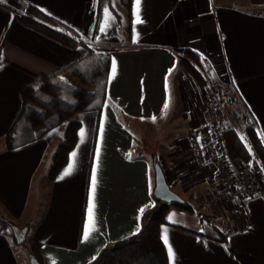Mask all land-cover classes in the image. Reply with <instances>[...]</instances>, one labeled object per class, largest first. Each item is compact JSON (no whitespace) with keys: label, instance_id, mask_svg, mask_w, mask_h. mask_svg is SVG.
<instances>
[{"label":"crops","instance_id":"0c3cea01","mask_svg":"<svg viewBox=\"0 0 264 264\" xmlns=\"http://www.w3.org/2000/svg\"><path fill=\"white\" fill-rule=\"evenodd\" d=\"M99 1L0 3V212L15 232L38 245L41 264H93L106 248L137 235L161 205L154 196L159 166L182 204L193 209L168 204L159 231L168 264H264V197L234 198L216 165L194 150L198 129L232 125L224 109L208 100V84L199 85L181 64L186 50L196 53L234 91L238 109L251 114L264 145V0H141L138 24L130 0V32L104 52L111 58L107 99L100 110L76 115L80 129L67 165L50 179L64 128L6 149L22 91L55 73L83 87L75 72L90 53L27 27L20 15L33 5L92 44ZM106 24L103 10L100 35L115 26ZM15 239L0 231V264H31L28 246Z\"/></svg>","mask_w":264,"mask_h":264},{"label":"trees","instance_id":"16d2710c","mask_svg":"<svg viewBox=\"0 0 264 264\" xmlns=\"http://www.w3.org/2000/svg\"><path fill=\"white\" fill-rule=\"evenodd\" d=\"M125 6L130 15V0L126 1ZM105 7L111 9L117 18L120 17L114 8L113 0H100L94 41L100 35L99 25ZM20 20L27 27L64 46L70 48L84 46L90 52L89 59L75 72L83 87H74L63 82L59 79V74L55 73L41 75L24 89L21 93V111L4 138L6 149L12 150L34 142L56 128H64L63 139L55 150L50 168V179H54L67 165L69 155L77 144L80 122L75 118L76 115L100 110L107 99L111 58L108 53L98 54L92 50L90 43L78 33L33 5H29L26 13L20 15ZM127 32H130L129 26ZM192 61L202 70L201 58L196 53L186 50L181 60L182 66L199 85L207 83L208 74L199 71L191 64ZM208 71L211 73L210 69ZM244 131L249 137L248 147L240 141L234 130H226L225 138L230 151L240 155L244 162L250 161L252 151L264 166V145L251 125H247ZM158 202L161 205L148 218V223L137 235L106 248L93 264H168L166 249L159 231L160 226L166 223V214L171 206L159 200ZM172 206L193 211L185 204ZM10 228H13L11 223L0 217V231L8 233ZM22 244L28 246L30 256L41 264L38 245L30 241L26 243V239Z\"/></svg>","mask_w":264,"mask_h":264},{"label":"built area","instance_id":"2783aa9c","mask_svg":"<svg viewBox=\"0 0 264 264\" xmlns=\"http://www.w3.org/2000/svg\"><path fill=\"white\" fill-rule=\"evenodd\" d=\"M216 90L215 101L208 100L228 110L236 107L237 96L223 81L214 82ZM216 102V103H215ZM246 117L253 118L245 110ZM226 129L220 124L202 127L192 137V146L201 157L209 158L217 167L219 175L224 180L229 193L236 199L264 197V166L257 160L253 152L248 162L234 153L228 147L225 138Z\"/></svg>","mask_w":264,"mask_h":264},{"label":"rangeland","instance_id":"374dc122","mask_svg":"<svg viewBox=\"0 0 264 264\" xmlns=\"http://www.w3.org/2000/svg\"><path fill=\"white\" fill-rule=\"evenodd\" d=\"M127 0H113V5L114 8L118 11V13L120 14V17L117 18L114 15L111 16V18H109V21H107L106 24V28H108L109 25H115L114 27L110 28L108 30L107 33H104L102 35H99L98 38L96 39V42L90 44L91 49L94 50L95 52L99 53H103V54H107L104 53L105 51H109L111 48H113L114 44H120L122 41L119 40V38H123L127 35V13H126V3ZM117 18V21H116ZM118 22V23H117ZM111 30V31H110ZM98 45V46H97ZM193 66H197V64H195V62L192 61L191 63ZM185 69V68H184ZM199 71H203V74H208V86L210 87V92H209V97L208 99L211 97L214 101L216 98V90L214 88V82L215 80H217L216 76H214L212 73H210L208 71L209 66L202 64V70H200V68H198ZM196 82V80H194ZM216 103V102H215ZM237 104V103H236ZM216 106H218V108H222L224 109V119H228L230 118L231 120H229L226 123H229V125H232V128H229L230 130H234L238 136V138L240 139V141H242L247 147L249 146V137L248 134L246 133V131H244V128L247 125H251L254 130V122L251 120V118L246 117L245 111L244 113L241 112L243 110H239L238 108H234L233 110H228L224 107H220L217 103L215 104ZM232 118H234L232 120ZM148 152L154 154L155 150L153 147L149 148L147 147ZM236 155H238L237 153H234ZM240 156V155H239ZM0 217L4 218V215L2 214V212H0ZM148 223V221H147ZM146 223V224H147ZM12 237L14 236V238H16L15 240H18L19 238H22V236L17 233V231L15 232L14 229L10 228L9 231H7ZM29 241L26 239V243H28ZM23 247H26L25 244Z\"/></svg>","mask_w":264,"mask_h":264},{"label":"snow or ice","instance_id":"6c2138e0","mask_svg":"<svg viewBox=\"0 0 264 264\" xmlns=\"http://www.w3.org/2000/svg\"><path fill=\"white\" fill-rule=\"evenodd\" d=\"M4 0H0V3H3ZM140 4H141V0H135V5H136V8H135V11H134V16L136 17L135 19V23H142L143 21L140 19V15H139V12H140ZM104 13H105V16H106V23H107V19L108 18H111L112 14L109 12V9L107 7L104 8ZM100 31L101 32H104L105 31V26L102 25L100 27ZM133 42H136L135 39ZM115 71H116V61L113 60L112 61V75L114 76L115 75ZM169 107V104L168 103H165L164 106H163V111L164 113L166 114L167 112V109ZM153 121H155V117H153ZM81 135H83V131L81 132ZM103 135V129H101V137ZM77 154L76 152H73L72 153V156L75 157ZM129 158H131V154H129ZM73 167V164H69L68 165V168L65 170V175H69L70 174V171ZM95 182H96V177H95V170L93 171V180H92V184H93V187H92V192H93V196H94V192H95ZM93 208H94V203L92 201V199H90V202H89V217L90 219H92V212H93ZM140 212L142 213L143 212V209L140 210ZM171 219V217L169 218ZM93 230H94V220H93ZM88 236H89V230L86 226L85 228V233H84V239L87 240L88 239ZM164 242L165 244L168 243V237L167 235H165L164 237ZM168 253H169V257L170 259L173 257V250L171 247L168 248Z\"/></svg>","mask_w":264,"mask_h":264},{"label":"water","instance_id":"95a60500","mask_svg":"<svg viewBox=\"0 0 264 264\" xmlns=\"http://www.w3.org/2000/svg\"><path fill=\"white\" fill-rule=\"evenodd\" d=\"M156 199L165 204H182V199L169 187L162 169L156 167V187L154 190ZM24 238L18 240L23 243ZM31 264H39L35 258H31Z\"/></svg>","mask_w":264,"mask_h":264}]
</instances>
